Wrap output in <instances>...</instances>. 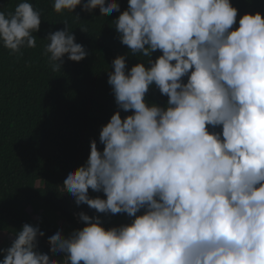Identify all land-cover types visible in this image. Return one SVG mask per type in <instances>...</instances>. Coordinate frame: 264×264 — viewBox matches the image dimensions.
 Segmentation results:
<instances>
[{"label": "clouds", "instance_id": "9594fccd", "mask_svg": "<svg viewBox=\"0 0 264 264\" xmlns=\"http://www.w3.org/2000/svg\"><path fill=\"white\" fill-rule=\"evenodd\" d=\"M80 5L119 13L111 25L128 53L106 71L116 110L99 130L102 150L90 140L61 188L77 207L131 219L105 228L81 211L83 227L57 228L44 253L39 220L25 223L0 249V264H264V17L245 13L234 27L230 0H127L124 11L116 0H53L52 8ZM40 24L28 0L0 11V45L23 55ZM63 25L43 39L53 72L65 56L88 55ZM128 55L145 60L129 68ZM152 86L164 106L146 100Z\"/></svg>", "mask_w": 264, "mask_h": 264}, {"label": "trees", "instance_id": "16d2710c", "mask_svg": "<svg viewBox=\"0 0 264 264\" xmlns=\"http://www.w3.org/2000/svg\"><path fill=\"white\" fill-rule=\"evenodd\" d=\"M20 2L0 0V11H14ZM28 2L41 13L40 29L34 33L36 47L23 49V55L15 56L0 45V249L10 246L12 234L23 224L35 226L39 220L45 235L39 240L38 250L44 253L49 252L47 239L60 228L59 221L67 225L65 235L80 228L75 214L81 211L90 217L100 216L105 228L130 222L126 214L105 217L87 205L77 207L61 188L67 172L86 161L90 140H97L102 150L99 130L116 110L106 71H111L113 59L125 55L128 49L120 44L111 25L119 13L102 16L97 8L89 14L81 11L82 5L72 13H56L53 0ZM85 2L82 0V4ZM116 2L121 11L126 10L127 0ZM230 2L238 10L234 27L245 13L259 12L264 17V0ZM77 15L79 21L74 18ZM65 23L88 55L78 63L65 56L61 71L53 72L42 55L47 44L43 39L50 32L62 30ZM82 27L87 33L80 31ZM159 55L157 51L151 59ZM143 60L140 55H128L126 63L130 68ZM146 100L164 106L167 97L152 86ZM130 114L121 112L122 118ZM89 196L104 198L91 190ZM6 237H10L8 243Z\"/></svg>", "mask_w": 264, "mask_h": 264}, {"label": "rangeland", "instance_id": "374dc122", "mask_svg": "<svg viewBox=\"0 0 264 264\" xmlns=\"http://www.w3.org/2000/svg\"><path fill=\"white\" fill-rule=\"evenodd\" d=\"M75 217H76V214H75ZM58 225L60 226V229L62 230V234L65 235L64 232H65V231L67 232V230L65 229V228L67 227L66 223H65L64 221H59V222H58ZM64 229H65V231H64ZM9 240H10V237H6V239H5V243H8ZM52 258L60 259V257H58V256H55V257H52Z\"/></svg>", "mask_w": 264, "mask_h": 264}, {"label": "water", "instance_id": "95a60500", "mask_svg": "<svg viewBox=\"0 0 264 264\" xmlns=\"http://www.w3.org/2000/svg\"><path fill=\"white\" fill-rule=\"evenodd\" d=\"M78 226H79L80 228H82V224H81V223H78Z\"/></svg>", "mask_w": 264, "mask_h": 264}]
</instances>
